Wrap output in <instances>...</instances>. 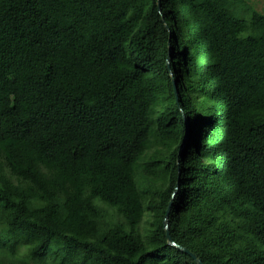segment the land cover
Wrapping results in <instances>:
<instances>
[{"label":"trees","instance_id":"1","mask_svg":"<svg viewBox=\"0 0 264 264\" xmlns=\"http://www.w3.org/2000/svg\"><path fill=\"white\" fill-rule=\"evenodd\" d=\"M260 1L0 0V251L264 264Z\"/></svg>","mask_w":264,"mask_h":264},{"label":"rangeland","instance_id":"2","mask_svg":"<svg viewBox=\"0 0 264 264\" xmlns=\"http://www.w3.org/2000/svg\"><path fill=\"white\" fill-rule=\"evenodd\" d=\"M258 7L262 10H264V0H261ZM107 221L113 223V225L117 226V229L121 232V233H125V229L121 226L120 222L118 220L115 219L114 216H112V214H108L107 215ZM27 250V245L24 243H19L18 245H16V252L15 255L10 254V252L7 250L5 251H0V256H6L7 260V264L11 263V264H15L13 262L18 261L21 259V257L24 255V253ZM55 260H57L56 258H54ZM53 259V260H54ZM45 260L47 262V264H51L52 260L51 257L49 255H47L45 257Z\"/></svg>","mask_w":264,"mask_h":264},{"label":"water","instance_id":"3","mask_svg":"<svg viewBox=\"0 0 264 264\" xmlns=\"http://www.w3.org/2000/svg\"><path fill=\"white\" fill-rule=\"evenodd\" d=\"M177 184H178V181H177ZM176 188H177V186H176ZM168 213H169V207L167 208L166 213H165V217H164V219H163V225H164V227H165V232H166L167 239H168L173 245H176L177 247L182 248L185 252L189 253V254H190V255L196 260L197 264H203L202 261H201L199 258H197L196 254H195L194 252L190 251V250H189L188 248H186V247H181V246L175 244V242L172 240L171 235H170L169 230H168V219H167V217H168Z\"/></svg>","mask_w":264,"mask_h":264}]
</instances>
